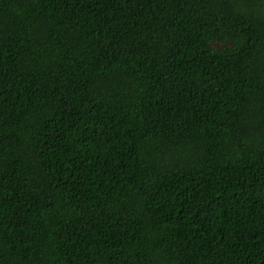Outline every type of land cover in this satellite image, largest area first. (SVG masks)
I'll use <instances>...</instances> for the list:
<instances>
[{"label":"trees","instance_id":"obj_1","mask_svg":"<svg viewBox=\"0 0 264 264\" xmlns=\"http://www.w3.org/2000/svg\"><path fill=\"white\" fill-rule=\"evenodd\" d=\"M0 264H264V0H0Z\"/></svg>","mask_w":264,"mask_h":264}]
</instances>
